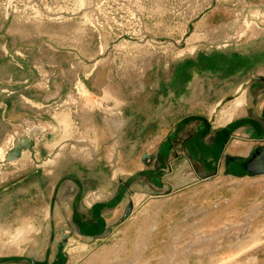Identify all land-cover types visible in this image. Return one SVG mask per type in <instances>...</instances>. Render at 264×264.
I'll return each instance as SVG.
<instances>
[{"label": "rangeland", "instance_id": "1", "mask_svg": "<svg viewBox=\"0 0 264 264\" xmlns=\"http://www.w3.org/2000/svg\"><path fill=\"white\" fill-rule=\"evenodd\" d=\"M258 78H264V0H0V178L14 177L8 187L32 180L34 195L40 189L51 197L31 206L43 213L49 205L55 215L49 232L41 230V214L36 229L2 241L16 246L23 242L16 241L19 232L29 233L14 251L55 264H264V173L234 167L225 178L222 149L209 187L163 208L157 226L151 209L124 228L113 225L108 238L103 231L78 238L77 209L62 201L66 220H59L52 199L74 176L104 187L131 183L140 173L158 181L174 175L185 159L169 165L167 158L181 133L193 128L208 137L235 120L224 121L232 104L261 106ZM242 119L230 130L247 123ZM111 126L119 129L115 135ZM236 134L227 138L230 147L242 141ZM28 138L33 148L16 163L4 162ZM113 139L120 141L115 153ZM91 140L96 160L81 147ZM255 147H264V138ZM143 154L160 155L163 167L138 169ZM250 178L257 183L248 184ZM126 193L119 200L133 196ZM145 199L136 195L134 205ZM47 239L49 248L35 243Z\"/></svg>", "mask_w": 264, "mask_h": 264}, {"label": "crops", "instance_id": "2", "mask_svg": "<svg viewBox=\"0 0 264 264\" xmlns=\"http://www.w3.org/2000/svg\"><path fill=\"white\" fill-rule=\"evenodd\" d=\"M256 90L255 96L259 98L261 92H264V83L260 82ZM252 95H254V92ZM252 101L250 106H246L243 115L236 117L231 123L223 125V128H225L224 130L216 131L208 137L203 138L204 131L201 135L198 132L194 133L193 128H188L185 132L183 131L181 136L177 139L178 142H176L175 146H170V156L167 159L169 165H174L175 162L178 161L180 155H183L185 162L181 164V167H179L174 175L172 174L173 176L167 175L162 181H158L156 176L153 178L147 173H140L131 183L124 179L120 181L122 185L114 186L115 183L109 182L108 185L103 187L97 186L99 183L96 179L74 176L73 180L68 183H63L58 196H55L54 192L52 193V199H55L57 202L56 209L59 212V220H66L62 201H68L71 208L77 209V214L74 212L73 217L77 216L78 238L83 234H93L102 231L104 232V237L108 238L111 235V227L113 225L121 224V227L124 228L125 221H135L139 218L138 216L141 212L142 214L144 213L145 216L148 210L151 209L154 211V224L157 226L162 216L163 208L167 206L168 208H172L176 200L180 199L182 196L191 194L189 193L190 190H196L200 188V186L202 187L206 184L207 187H209L207 181L215 178V176L212 177V169L214 162H216L215 156L220 149H222L221 151L223 153L222 160H218V165L221 169H224L223 175L225 178H231L229 174L234 167L240 169V174L248 173L251 176H255L256 174L247 172L246 165L250 162L253 155H255V141L264 138V103L258 106L257 101ZM241 118H243L242 120L246 118L244 121L247 123L242 124V127L238 128L239 130H230V124H235L238 120H241ZM197 127L198 126H196V128ZM236 133L240 135L239 137H241L242 141L234 142V144L231 145L232 147H230L226 144L227 138L233 134L237 135ZM199 136L201 140L198 141V145L195 144L196 146H194V148H186L187 143L199 139ZM145 155L146 154L141 155L137 160L138 169L148 166L157 170L163 167V161H161L160 155H149L150 158L147 159L144 158ZM26 161L27 160H23L21 163H26ZM22 165L20 166L22 167ZM129 176L131 175H126V177ZM11 178L14 177L7 176V180L10 181L6 180L5 183L2 181L5 179V176L0 178V264H55L59 262V260L47 259L46 256L24 255L23 253L14 251L17 248L19 249L23 245V242L29 239L27 236L29 233L24 235V240L18 247H13V251L8 253L4 252L3 247L8 241L5 242L2 240L8 239L10 241L16 236L17 231H25L28 227H31V230L36 229L34 227L36 216L42 214V231L47 230L49 232L55 221V215H52L50 212L51 207L49 205L46 206L43 213L37 212V210L31 206L35 198L46 201V199H50V195H46L40 189H38L39 191L34 195L32 180L14 182L15 186L8 187L7 182L11 183ZM249 180L248 184L250 185H255V183H257L253 178ZM85 188L88 189L87 192H85ZM123 190H126V194L133 193V196L130 197V195H128L127 200H119ZM91 193H103L104 195L102 194L103 196L99 200L89 205L87 200ZM85 195L88 196L83 200V196ZM136 195H145L146 197L148 196V199H145L138 205H134V197ZM149 195L151 197H149ZM113 201H117V203H119V201L122 202L116 207L108 205L109 202ZM129 203L133 205V210L130 216H127ZM23 205H25V211L22 208ZM141 208H144L143 211L140 210ZM154 230H157V227H154L153 231ZM127 234L128 233H126L125 237L129 236V234ZM93 240L94 238H91V241ZM44 243L47 244L48 248L51 245L48 239L42 243H38L37 241L36 245L39 247L40 245L43 246ZM2 256H4V258H2ZM6 257L10 259H5Z\"/></svg>", "mask_w": 264, "mask_h": 264}, {"label": "bare ground", "instance_id": "3", "mask_svg": "<svg viewBox=\"0 0 264 264\" xmlns=\"http://www.w3.org/2000/svg\"><path fill=\"white\" fill-rule=\"evenodd\" d=\"M257 80H259V78ZM113 101L114 100H111V101H108V102H109V104H113L114 103ZM108 102H107V104H108ZM242 103L243 102H241V101L238 102V103H236V104L234 103V104L231 105V107L227 111H225V114H224L225 115L224 116V121L225 122H229L232 119H235L237 116H240L245 111V102L243 104ZM110 130L114 134L119 129H116L113 126H111V129ZM37 133H38L37 131H31L30 135L34 137L35 135H37ZM31 138L24 139V140H22L20 142H17V144L10 151L12 152L15 149H19V150H21L20 156L18 158H10L9 157V159H10L9 160V159H7V157H8V155L10 156L11 153L10 152H7L6 155L3 156L4 162H7V160H8V163H16V162H18L25 153L29 152V149H32L33 148L34 143L31 141L32 140ZM83 141H85V140H83ZM119 142L120 141L118 139H113L112 147L114 148V153H115V149L116 150H119L120 149V148L119 149L117 148ZM29 144H32V145L29 146ZM27 146H29V147H27ZM81 147H83L85 150H87L88 153L93 154V156L91 158H93L94 160H96V158H97L96 157V154L98 153L99 150H98V144L95 143V141H92L91 140L90 142H86ZM118 154L120 156V153L115 154V156L118 155ZM55 158H56V156L53 155L52 156V159L55 160ZM104 191H106V190H104ZM99 192H101V191H99ZM102 194L103 193H101V194H93L92 195V193H91V195L88 197L87 203L89 205L93 204L94 202H96L97 200H99L104 195V194L103 195ZM132 207H133V205H132ZM24 235L25 234L22 233V231H20L19 234H18V236H17L16 241H18V240H19V242L23 241L24 240ZM37 241H35V243ZM14 245L15 244L13 242H10L9 245H6L4 247V252H6V253L11 252V251L14 250L13 247H18L19 246V244H17L18 246L17 245L14 246Z\"/></svg>", "mask_w": 264, "mask_h": 264}, {"label": "water", "instance_id": "4", "mask_svg": "<svg viewBox=\"0 0 264 264\" xmlns=\"http://www.w3.org/2000/svg\"><path fill=\"white\" fill-rule=\"evenodd\" d=\"M260 80L264 81V78H261ZM31 144H29L30 146ZM27 146V147H29ZM21 150L15 149L11 152L10 158H18L20 156ZM145 159L150 158L149 155L144 156ZM246 168L249 172L253 174H263L264 173V147L260 149V151L256 152L255 155H253L250 162L246 165ZM132 210V204L129 203L127 208V215L130 214Z\"/></svg>", "mask_w": 264, "mask_h": 264}, {"label": "flooded vegetation", "instance_id": "5", "mask_svg": "<svg viewBox=\"0 0 264 264\" xmlns=\"http://www.w3.org/2000/svg\"><path fill=\"white\" fill-rule=\"evenodd\" d=\"M262 81H263V80H259V82H262ZM263 82H264V81H263ZM259 151H260V150H259ZM256 152H258V151H256ZM256 152H255V153H256Z\"/></svg>", "mask_w": 264, "mask_h": 264}]
</instances>
